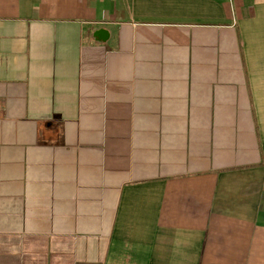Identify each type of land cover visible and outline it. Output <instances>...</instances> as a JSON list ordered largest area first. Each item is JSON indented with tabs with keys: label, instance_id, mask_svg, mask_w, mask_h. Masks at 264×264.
Returning a JSON list of instances; mask_svg holds the SVG:
<instances>
[{
	"label": "crops",
	"instance_id": "crops-1",
	"mask_svg": "<svg viewBox=\"0 0 264 264\" xmlns=\"http://www.w3.org/2000/svg\"><path fill=\"white\" fill-rule=\"evenodd\" d=\"M0 264H264V0H0Z\"/></svg>",
	"mask_w": 264,
	"mask_h": 264
}]
</instances>
